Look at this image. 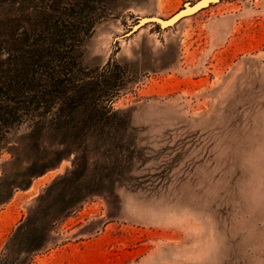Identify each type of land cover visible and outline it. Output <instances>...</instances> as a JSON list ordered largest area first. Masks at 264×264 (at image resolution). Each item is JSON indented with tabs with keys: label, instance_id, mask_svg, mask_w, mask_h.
<instances>
[{
	"label": "rangeland",
	"instance_id": "1",
	"mask_svg": "<svg viewBox=\"0 0 264 264\" xmlns=\"http://www.w3.org/2000/svg\"><path fill=\"white\" fill-rule=\"evenodd\" d=\"M24 1L0 0V16L51 3ZM197 1L64 0L53 17L77 33L65 61L77 62L78 79L121 66L100 101L128 116V128L89 133L76 186L85 198L55 221L46 193L83 161L80 138L56 167L14 187L0 204V264H264V0H223L172 28L150 23L128 36L139 18L168 19ZM27 55L0 46L3 197L4 179L21 182L44 151H65L49 135L40 148L27 144L39 109L14 85ZM39 206L42 247L9 248Z\"/></svg>",
	"mask_w": 264,
	"mask_h": 264
},
{
	"label": "trees",
	"instance_id": "2",
	"mask_svg": "<svg viewBox=\"0 0 264 264\" xmlns=\"http://www.w3.org/2000/svg\"><path fill=\"white\" fill-rule=\"evenodd\" d=\"M84 1L92 3L94 0ZM96 1L98 3L105 0ZM26 2L27 0L24 1V3ZM48 2V7L41 8L39 4L33 5L29 12L26 8L28 6H22V13L18 17H12L13 13L4 17L0 16V46H10L11 50L16 53L28 54L27 60L19 70V75L14 80V85H18V88L31 93L29 102L31 105L36 103V107L39 109L35 117L37 122L27 137V144H35V147L40 148L43 137L49 135L53 139L60 138L59 146L63 147L65 151L50 152L51 156L47 151H44L43 155H40L36 161L20 171L23 177L21 182L7 183V179H4V185H10L11 188L7 196L3 197L0 194V204L10 199L14 187L27 188L33 178L42 176L48 170L56 167L66 157V150L68 153L71 152L69 147L72 142H77L80 138V146L85 151L87 136L93 129L107 126H115L120 130L121 128H128V116L114 111L109 106H104L100 101V98L109 95L117 84L121 66L114 63V70L102 72L96 78H91L92 80L78 79L76 77L77 71H75L77 62L73 59L70 62L65 61L70 55L68 54L69 50L71 51L72 48V51L75 50L77 41H73V39L77 37V33L73 31L71 34L69 26H65L64 29L60 28V20L53 17L64 0H51L50 4ZM40 16H44L42 20L39 19ZM16 27L25 28L23 34L17 35L15 33ZM40 27L44 32L38 34ZM31 34L34 35L33 41L28 42ZM72 37L70 44H64ZM40 41L43 43L39 44ZM6 113L12 121L18 116V113L12 109H8ZM85 153L86 151L82 155L83 161L75 167L70 175L63 176L47 190L46 199L53 197L47 207V214H52V219L49 222L67 214L85 198L82 185L76 187L84 180ZM58 188L62 192L54 194L59 190ZM71 188L72 190L69 191ZM45 209L46 207L42 209V206H39L33 215L17 229L11 238L9 248L22 247L25 240H28L29 244L25 246L26 248H20V252L37 251L42 247L43 239L36 235L41 230L40 224L35 222V219L39 220L37 215L40 212L43 213L42 210Z\"/></svg>",
	"mask_w": 264,
	"mask_h": 264
},
{
	"label": "water",
	"instance_id": "3",
	"mask_svg": "<svg viewBox=\"0 0 264 264\" xmlns=\"http://www.w3.org/2000/svg\"><path fill=\"white\" fill-rule=\"evenodd\" d=\"M221 1L223 0H199L195 3H186L181 10L168 19H162L159 17H141L137 24L131 28L128 36L138 32L141 28L150 23L157 24L160 30L172 28L180 21L191 17L212 5L220 3Z\"/></svg>",
	"mask_w": 264,
	"mask_h": 264
}]
</instances>
